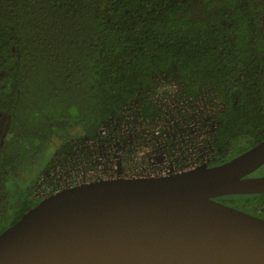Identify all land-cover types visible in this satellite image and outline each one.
I'll return each mask as SVG.
<instances>
[{
  "label": "trees",
  "instance_id": "1",
  "mask_svg": "<svg viewBox=\"0 0 264 264\" xmlns=\"http://www.w3.org/2000/svg\"><path fill=\"white\" fill-rule=\"evenodd\" d=\"M196 2L209 14L188 15ZM261 69L264 0H0V232L32 206L45 169L78 161L82 141L134 100L152 115L144 95L164 75L187 94L219 93L221 144L255 136ZM48 144L47 163L20 188L14 172Z\"/></svg>",
  "mask_w": 264,
  "mask_h": 264
},
{
  "label": "water",
  "instance_id": "2",
  "mask_svg": "<svg viewBox=\"0 0 264 264\" xmlns=\"http://www.w3.org/2000/svg\"><path fill=\"white\" fill-rule=\"evenodd\" d=\"M262 160L264 142L215 166L62 188L0 232V264H264V219L213 199L263 190L244 178Z\"/></svg>",
  "mask_w": 264,
  "mask_h": 264
},
{
  "label": "built area",
  "instance_id": "3",
  "mask_svg": "<svg viewBox=\"0 0 264 264\" xmlns=\"http://www.w3.org/2000/svg\"><path fill=\"white\" fill-rule=\"evenodd\" d=\"M152 115L121 111L110 126L78 146L76 162L60 160L47 183V195L62 188L107 178H139L177 174L203 165L209 157L211 125L224 109L213 87L187 94L182 82L162 76L145 95ZM140 108V107H139ZM48 182V179H47Z\"/></svg>",
  "mask_w": 264,
  "mask_h": 264
},
{
  "label": "flooded vegetation",
  "instance_id": "4",
  "mask_svg": "<svg viewBox=\"0 0 264 264\" xmlns=\"http://www.w3.org/2000/svg\"><path fill=\"white\" fill-rule=\"evenodd\" d=\"M264 84V69H261V77L259 80ZM225 108V105H224ZM224 110V109H223ZM219 114V113H218ZM219 117L217 115L213 119L211 125V141L209 144V157L203 163L207 167L225 163L236 156L246 152L252 147L264 142V123L258 127V133L255 136L230 137L222 144L219 139ZM51 174L45 169L30 194L31 201L35 205L42 197L46 196L47 179ZM247 179L264 178V160L258 163L248 174L244 176ZM215 201L239 209L245 213L253 215L257 218L264 219V189L258 192L245 193H227L213 197ZM31 206V207H32Z\"/></svg>",
  "mask_w": 264,
  "mask_h": 264
},
{
  "label": "rangeland",
  "instance_id": "5",
  "mask_svg": "<svg viewBox=\"0 0 264 264\" xmlns=\"http://www.w3.org/2000/svg\"><path fill=\"white\" fill-rule=\"evenodd\" d=\"M202 4L201 2L194 3L192 8L188 11L189 12L188 15H192L199 18L209 14L208 10H204V11L201 10ZM6 124H7V117H5V115L3 114H0V137L6 127ZM54 143L55 141L53 140V144ZM52 152H53V147L50 144L46 145L43 151L40 152V155L36 156L33 161H29L27 164L25 163V165H23V169H17L14 172L15 177L20 179L21 184H18L20 188H24L30 185L32 180L31 177H33L34 175L33 173H35L36 175L39 172V170H41V168L47 163Z\"/></svg>",
  "mask_w": 264,
  "mask_h": 264
}]
</instances>
